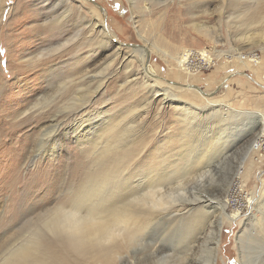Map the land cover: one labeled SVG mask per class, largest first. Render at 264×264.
I'll return each instance as SVG.
<instances>
[{
  "label": "rangeland",
  "instance_id": "obj_1",
  "mask_svg": "<svg viewBox=\"0 0 264 264\" xmlns=\"http://www.w3.org/2000/svg\"><path fill=\"white\" fill-rule=\"evenodd\" d=\"M185 53L195 67L183 73ZM145 65L157 72L151 82ZM236 112L264 114V0H0V264L39 234L45 264H182L183 225L200 205L214 211L202 240L220 223L214 264H264V155L256 153L264 127ZM82 118L93 131L81 144L69 130ZM54 123L53 142L39 145ZM20 139L25 152L12 168L4 157ZM209 144V156L188 163ZM43 147L55 153L45 157ZM106 177L110 193L130 178L135 198L124 203L144 216L138 238L117 242L110 260L102 246L72 250L44 228L49 213L99 194ZM224 196L235 221L215 205ZM153 197L167 208L150 224ZM201 249L199 264H210L209 247Z\"/></svg>",
  "mask_w": 264,
  "mask_h": 264
},
{
  "label": "bare ground",
  "instance_id": "obj_2",
  "mask_svg": "<svg viewBox=\"0 0 264 264\" xmlns=\"http://www.w3.org/2000/svg\"><path fill=\"white\" fill-rule=\"evenodd\" d=\"M105 33L112 36L108 28H105ZM138 50L139 48L135 50V52L139 53ZM141 54H143L144 57H147L150 54V50L142 48ZM188 54L189 53H185L184 55H188ZM242 56H243L242 54H237V59L242 61L244 60V58H247V56L244 58ZM203 57L209 60V56H207L206 53H203ZM182 58L183 57H181V59L178 61L179 66L177 67L179 68L180 72L183 71L184 73L186 72V69H185L186 66L184 65L186 60L183 61ZM147 66L148 65H145L144 67L145 68L144 78L146 81H150V78H154L157 75L156 74L157 72L152 68L151 65L148 67ZM135 76L136 75H134V77ZM133 81L134 80H132V82L129 81L128 83L129 84L133 83ZM98 86H101V81H100V85ZM186 87L193 89V87H190V86H186ZM195 90L197 91L198 88ZM168 99L176 100V96L171 95ZM236 113H239V112H236ZM240 113L246 114V116L249 119H256L257 125H259L262 130V128L264 127V114L259 113L260 114L259 115V114H256L255 112H252V113L240 112ZM8 115L14 116V114L11 112H9ZM73 122L76 123V121H73ZM87 122H90V121L87 120V118L86 119L82 118L80 119V121L78 120L77 124H74L69 130L70 131L69 133L74 135L75 139L81 144L87 140L86 138H88L89 133L93 131L91 126L86 125ZM18 125L19 124H17V128L20 127ZM59 126L60 125L56 123L52 124L51 126H47V128L44 131H42L41 136L43 138L39 139L40 141L39 145L43 143L46 139H50V141L53 142V137L56 134V130H59ZM14 129H16L15 126H12V129L10 130L11 135H13L12 131ZM5 133L6 132L0 128V136H3ZM221 134H219L218 137L216 135L219 141L223 140V136H222L223 134L222 135ZM263 139H264V133L261 134L260 137L257 138L256 144L257 143L260 144L263 141ZM5 142L6 141L1 140L0 144L1 145L5 144ZM24 144H25V140L20 139V140L14 141L11 145L12 147L8 149V152L5 155L4 160L6 161L12 160V162L10 163V167H11V164H12V168L17 167L19 163L21 162L22 155H24V152H25L23 148ZM210 144L208 145V148H205V146H201L198 148L196 154L195 153L190 154L187 157L191 159L188 163L200 164L198 162L203 161L202 160L203 157H206L207 155L209 156V153L211 152V149H209ZM49 145H50V142H49ZM205 145H206V142H205ZM38 149H41V147ZM43 151H44L45 157H48V156H51V153H53L55 150L49 151L48 148L43 147ZM10 171H13V169H10ZM11 179L14 180V176H11ZM109 179H110L109 177H106L101 182L97 183L98 190L100 191L99 194L93 195L92 197H90L89 195V198H87L86 196L82 197L79 195L77 198H75V200H73L69 208H65V209L60 208V209H56L52 213H49V215L44 220V228L49 232L50 236L57 239L58 241L59 240L62 241L68 248H71L72 250H75L76 248L81 247L83 248L82 251L88 252L90 251V249H93L96 245L102 246L103 257L106 260H110V255L108 254V251L111 248H113L117 242L118 243L121 242L123 243V245L126 243L128 244V242L129 243L134 242L135 239L138 238L139 236L138 233H140L141 229L144 227V220H143L144 216H142L141 213L136 212V209L132 208L133 201H129L128 204L124 203L126 196H129L130 198H135V193L132 194V191H133V188L131 187L132 182H128L130 178L128 180H123L126 183L124 185L125 189L122 192H120L119 190H121L122 188L121 187L122 181H120L115 184L116 190L110 193V190H104V186L109 185L108 184ZM150 195H151L150 190L144 194V196H150ZM142 198H143L142 202H144L145 198L144 197ZM228 202L229 200L225 196L220 197L215 202V205L218 207L220 211L221 217L223 216L227 217L225 212H226ZM159 203H161V200L157 201V198L153 197V200L151 201L152 206L150 207L151 208L150 210H153L155 212L152 214V216H150V224L156 219H158L160 214L163 213V212L160 213L162 210H165V208H167V207L161 208ZM188 205H191V204H188ZM209 206H212V204H210ZM101 207H105L106 210L101 209ZM202 208H205L206 210V209H210L211 207H203L201 205L192 207L190 209L191 213L186 218L188 221H190V223L187 225H183L184 226L183 230L182 232L180 231L182 240H185L188 243V252H189L186 255V257L188 258H184L182 260V264H199L198 262L199 260L197 259V256H198L197 254L199 251H202L201 246L203 247L204 245L206 247H209V252L211 255L210 264H214L215 259H214L213 253H215V249H216V243L218 240V237H217L218 229H219L220 223L218 224L219 219H217V224L215 223L216 220L214 221L213 219L214 222L210 223L209 225L210 231L207 235L208 239L202 240L205 228L207 226V222L209 219H211L214 213V211L207 212L208 210L204 212L202 211ZM84 210H87V212L85 213ZM107 211H111L110 217L106 216ZM196 211H198V213H196ZM228 220L235 221V217H229ZM38 236L36 235L33 238L32 242L30 241L31 243L30 242L27 243L26 246H23L22 249L19 248L18 250L13 251L12 253L10 252L11 255L6 259L5 263L7 264H14V263L29 264L31 262H35L36 264H41V263L45 264L47 260L46 258H48V253H47L48 248L44 244H47V243L46 242L44 243L43 241L45 240L43 239H42L43 241L40 240ZM210 241L211 242L213 241V243H211Z\"/></svg>",
  "mask_w": 264,
  "mask_h": 264
},
{
  "label": "built area",
  "instance_id": "obj_3",
  "mask_svg": "<svg viewBox=\"0 0 264 264\" xmlns=\"http://www.w3.org/2000/svg\"><path fill=\"white\" fill-rule=\"evenodd\" d=\"M194 53V52H193ZM207 53V52H206ZM195 54H197V55H201L202 53H195ZM207 56H209V60H207V59H205L204 57H203V54L201 55V59L203 60H201L202 62H204V64L206 65L207 64V66H210L211 64H212V61H211V56L209 55V54H207ZM192 58H194L193 57V54H188V55H185V57H183L182 59H183V61L184 60H186V62L184 63V65L186 66L185 68H188V66H193L192 65ZM244 60L246 61V60H248L249 62H256L255 60H257V59H247V58H244ZM193 67H195V66H193ZM256 153H258V154H260V156H263L264 155V139H263V141L260 143V145H259V147H257V150H256ZM241 185V182L238 184V183H236L235 184V187H234V191L235 192H238V191H240L241 192V190H242V188L243 187H241L240 186ZM240 196L241 195H243V194H239ZM234 196V195H233ZM229 199V198H228ZM229 201H230V199H229ZM247 203H248V208L250 209V207H251V205H252V202H251V200H249V201H247ZM229 206H230V202H229ZM237 214H239V213H237Z\"/></svg>",
  "mask_w": 264,
  "mask_h": 264
},
{
  "label": "crops",
  "instance_id": "obj_4",
  "mask_svg": "<svg viewBox=\"0 0 264 264\" xmlns=\"http://www.w3.org/2000/svg\"><path fill=\"white\" fill-rule=\"evenodd\" d=\"M232 73H233V72H232ZM236 74H239V73H236ZM228 75H230V73H229ZM231 82H232V83H236V82H234V80H232ZM232 83H231V84H232ZM231 84H230V85H231Z\"/></svg>",
  "mask_w": 264,
  "mask_h": 264
},
{
  "label": "snow or ice",
  "instance_id": "obj_5",
  "mask_svg": "<svg viewBox=\"0 0 264 264\" xmlns=\"http://www.w3.org/2000/svg\"><path fill=\"white\" fill-rule=\"evenodd\" d=\"M71 195L75 196V195H76V192H75V191H73V192L71 193Z\"/></svg>",
  "mask_w": 264,
  "mask_h": 264
}]
</instances>
